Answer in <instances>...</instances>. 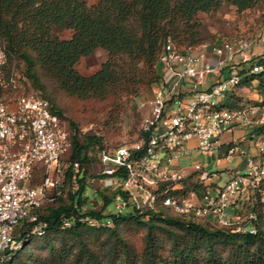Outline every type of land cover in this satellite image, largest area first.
I'll return each mask as SVG.
<instances>
[{
  "label": "trees",
  "instance_id": "1",
  "mask_svg": "<svg viewBox=\"0 0 264 264\" xmlns=\"http://www.w3.org/2000/svg\"><path fill=\"white\" fill-rule=\"evenodd\" d=\"M223 5L243 13L264 5V0H98L91 7L86 0H0V38L6 41L10 56L2 78L8 81L14 70L17 93L30 92L19 83L27 78L70 130L63 110L43 87V79L66 96L82 100L104 101L124 90L139 96L144 89L163 83L160 60L169 42L180 50L217 43L207 42L208 32L198 17ZM55 30H70L72 36L62 39ZM100 49L108 53L107 61L89 76L80 74L76 68L80 60ZM12 58L23 65L25 74L20 80ZM238 75L239 87L250 88L264 98V66L258 74L242 67ZM7 91L0 86V97ZM225 107L235 109L236 105ZM105 146L106 139L98 134L82 141L72 137V147L61 160L62 187L55 201L38 211L47 224L44 236L33 234L32 224L21 223L14 234L20 247L6 250L0 264H264V203L259 202V196L251 206L258 216L252 224L257 234L220 227L212 217L198 219L175 213L162 202L153 210L103 216L118 192H107L109 188L104 186L97 191L102 207L97 210L93 205L82 214L88 202L93 153L100 163L99 152ZM75 163L80 165L79 171ZM41 171H35L31 186L41 183ZM87 218L109 219L113 227H91ZM65 222L71 226L66 227ZM126 227L144 230L141 249L124 238ZM36 247L44 249L46 256H35Z\"/></svg>",
  "mask_w": 264,
  "mask_h": 264
},
{
  "label": "built area",
  "instance_id": "2",
  "mask_svg": "<svg viewBox=\"0 0 264 264\" xmlns=\"http://www.w3.org/2000/svg\"><path fill=\"white\" fill-rule=\"evenodd\" d=\"M254 44L256 41L241 40L236 44L220 42L186 50L172 42L166 45L160 60L163 83L139 107L144 113L140 139L132 145L105 146L99 152L100 181L105 188L118 191L113 201L115 214L153 210L162 202L175 213L198 219L212 217L220 227L257 234L252 225L258 220L257 213L231 216L228 211L237 208L245 198L254 200L259 196V202L264 203V163L248 158L244 173L232 174L215 193L204 188L201 203L198 189L188 188V177L172 164L189 152L187 146L193 139L200 154L211 155L217 152L220 137L233 127L264 126V102L236 109L222 105L228 94L239 88L241 77L236 66L251 61L248 55ZM9 58L7 43L0 38V86L8 90L0 97L2 260L6 250L20 247L14 234L21 223L32 224V233L44 236L47 224L40 220L38 211L45 203L55 201L63 182L61 160L72 147L71 131L50 111L47 100L35 91L17 93L14 70L8 81L3 80L2 72ZM259 61L247 68L260 73L263 67L257 65ZM210 77L213 84L202 89ZM258 114V118L254 117ZM260 151L264 156V140ZM40 165L41 183L21 185L32 181ZM74 168L79 171L80 165L75 163ZM201 170V165H195L194 173ZM90 207L93 203L88 201L81 213L85 214ZM86 221L91 227H113V222L105 218ZM64 225L70 227L71 223Z\"/></svg>",
  "mask_w": 264,
  "mask_h": 264
},
{
  "label": "rangeland",
  "instance_id": "3",
  "mask_svg": "<svg viewBox=\"0 0 264 264\" xmlns=\"http://www.w3.org/2000/svg\"><path fill=\"white\" fill-rule=\"evenodd\" d=\"M86 2L91 7L96 5L98 0H86ZM198 18L203 22L205 30L208 32L207 42L214 40L217 43L230 42L236 44L241 40H253L256 41L257 45H254L250 51L261 50L263 52L261 56H264V39L262 37L264 35V5L243 13H238L235 8L223 5L219 10L211 14H200ZM55 34L62 39H68L72 36V31L55 30ZM107 59L108 53L100 49L93 55L82 58L76 68L80 74L89 76L98 71ZM12 63L16 76L20 80L25 74L23 65L15 58H12ZM19 83L27 91L41 92L40 89L32 86L27 78L20 80ZM42 84L63 110L72 137H80L82 141L86 136L98 134L106 139L108 146L132 145L140 139L144 113L139 107L143 101L154 96L157 88V86H152L144 89L145 86H137L141 87L140 90L144 89L142 92L140 91L139 96L127 94V92H124L126 90H124L117 95L109 97L107 100L100 101L98 99L82 100L68 97L54 84L45 79L42 80ZM246 89L248 91L245 92V98L248 99L254 91L250 88ZM72 124L75 126H72ZM96 155L93 153L95 162L89 167L92 176L87 180L86 196L88 201L92 202L94 207L99 210L102 207V201L97 191L104 190V188L100 183V178L102 177L99 175L101 166ZM38 167L41 168L42 165ZM216 167L215 162L211 161L204 171L207 173L216 172ZM221 169L222 166L219 167V170ZM51 174H54V170H52ZM183 174L184 176L188 175V173ZM31 183L32 181H25L21 185L30 187ZM190 187L196 189L193 182H188V188ZM105 190L111 192L110 189ZM113 208L112 204L106 209L103 216L114 213ZM157 208L161 209V206ZM127 214H131V211L125 213V215ZM124 233V238L135 249L139 250L142 248L145 233L143 229L126 227L124 228ZM101 242H103V239L99 241V243ZM34 253L35 256H46L45 250L38 247L35 248Z\"/></svg>",
  "mask_w": 264,
  "mask_h": 264
},
{
  "label": "crops",
  "instance_id": "4",
  "mask_svg": "<svg viewBox=\"0 0 264 264\" xmlns=\"http://www.w3.org/2000/svg\"><path fill=\"white\" fill-rule=\"evenodd\" d=\"M257 45V44H254ZM253 45V46H254ZM263 52L261 50L250 51L248 58L251 60L247 64L241 65L242 67H249L257 60L264 59L261 56ZM236 66L237 71L242 67ZM235 68V67H234ZM208 83L202 86V89L206 90L213 84V78L210 77ZM247 87H239L233 93L228 94L225 102L222 105H236L239 108L242 105L257 106L261 105L264 98L261 97L256 91L251 94L248 99L245 98V92L248 91ZM249 100V102H248ZM228 108V107H227ZM235 108V109H236ZM233 109V108H230ZM260 114L254 116L259 117ZM264 140V126L257 125H247V126H236L231 130L225 132L219 139V148L216 153L211 155H202L197 151V141L193 139L188 144V153L184 156L175 159L172 164L175 169L181 171L182 173H188V182H193V184L198 189L201 203L202 190L208 188L211 192L215 193L216 190L223 186L235 173H244L246 168V163L248 158H254L259 163H264V156L260 151V143ZM214 161L217 165L216 172L207 173V166ZM201 165L202 170L198 173H194L195 165ZM222 169L219 170V167ZM192 186V185H191ZM253 205V199L245 198L239 202L237 208L229 209L228 213L232 216L237 213L248 214L251 212V206ZM262 214L264 218V206L262 209Z\"/></svg>",
  "mask_w": 264,
  "mask_h": 264
},
{
  "label": "water",
  "instance_id": "5",
  "mask_svg": "<svg viewBox=\"0 0 264 264\" xmlns=\"http://www.w3.org/2000/svg\"><path fill=\"white\" fill-rule=\"evenodd\" d=\"M257 65H258L259 67H263V66H264V60L261 59V60L257 63Z\"/></svg>",
  "mask_w": 264,
  "mask_h": 264
}]
</instances>
